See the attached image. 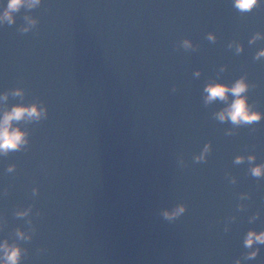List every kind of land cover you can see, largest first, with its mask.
Returning <instances> with one entry per match:
<instances>
[{
  "label": "water",
  "instance_id": "1",
  "mask_svg": "<svg viewBox=\"0 0 264 264\" xmlns=\"http://www.w3.org/2000/svg\"><path fill=\"white\" fill-rule=\"evenodd\" d=\"M12 16L0 111L45 109L14 122L27 143L0 154V241L19 264H264V243L244 244L264 231V174L250 171L264 165V115L220 121L232 94L204 91L243 77L264 114V2L40 0Z\"/></svg>",
  "mask_w": 264,
  "mask_h": 264
},
{
  "label": "clouds",
  "instance_id": "2",
  "mask_svg": "<svg viewBox=\"0 0 264 264\" xmlns=\"http://www.w3.org/2000/svg\"><path fill=\"white\" fill-rule=\"evenodd\" d=\"M40 0H7L6 7L0 12V24L5 21L9 24L13 22L12 13L18 11L22 6L27 8L35 7ZM264 2V0H232L233 6L241 12L252 10L257 4ZM28 22L34 23L28 17H25ZM27 30V29H25ZM212 38L211 36L209 37ZM256 37H253L255 39ZM251 42V41H250ZM185 46H188V41H184ZM241 48L238 45L237 51ZM257 58L264 56V49H261L257 54ZM198 74V73H197ZM248 85L244 78L236 80L231 86L219 82L209 83L205 86V102L209 103L215 99L221 101H228L227 93H231L233 99L227 106L216 113V117L220 121L230 120L233 124L252 123L261 119L260 112L252 109L251 105L247 103V97L241 95L246 92ZM15 96L22 95L21 90L17 89L13 93ZM7 100V93H0V101ZM45 114V109L39 107L37 104L31 105H13L10 109L0 111V154H7L10 150H18L21 146L27 143V133L23 131L18 124L14 122L39 120ZM204 151H207V146ZM243 157H236V162L239 163ZM249 161L254 160L253 156L248 157ZM11 170V169H9ZM251 174L255 177H260L264 174V165H257L250 169ZM184 211L182 205L177 206L171 212L165 210L163 215L165 218L171 219ZM18 216L27 215V210L18 212ZM17 237L27 239L24 233L17 230ZM264 243V231L256 233L249 230L245 236L244 244L250 247L253 243ZM258 250H253L247 253L246 258H253L257 255ZM22 249L16 244H9L7 240L0 241V264H19L21 259ZM239 264V261H237Z\"/></svg>",
  "mask_w": 264,
  "mask_h": 264
}]
</instances>
